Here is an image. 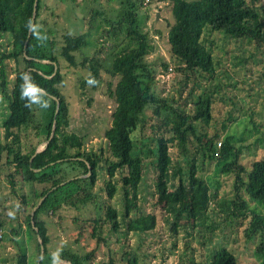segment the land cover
Returning <instances> with one entry per match:
<instances>
[{"label":"trees","instance_id":"trees-1","mask_svg":"<svg viewBox=\"0 0 264 264\" xmlns=\"http://www.w3.org/2000/svg\"><path fill=\"white\" fill-rule=\"evenodd\" d=\"M74 1L68 0L72 4ZM116 1L122 6L123 14L118 15L115 20L107 18L101 7L94 10L95 18L101 17L112 28L107 32L109 36L113 35L116 46H119L118 40L124 35V41L108 68L99 56L102 48L97 49L90 57L83 54L84 49L90 46L85 32L64 33L60 57L56 55L55 43L48 38L53 34L51 27H48V11L55 16L59 12L58 9L54 11L56 5L51 7L49 2L38 0L35 24L39 26V33L44 39H37L34 33L29 37L26 27L29 20L32 21L35 0H0V36L11 35L12 46L10 50L0 54V84L9 107V114L3 123L4 142L0 138V161L5 155V163L15 167V173L8 175L12 177L14 190L17 183L15 175L22 182L43 186L40 192L36 190V200L32 204L33 208L36 207L46 195L34 212V225L32 214L27 216L30 229L45 247L46 255L40 264L48 262L46 259L50 242L48 227L41 217L44 214L55 215L57 211L64 209L78 211L81 216L84 210L96 209L98 205L115 232L122 227L128 232H149L155 229L156 214L140 212L141 184L147 166L144 157L146 152L154 158L150 164L155 170V192L160 200L170 204L174 231H178L182 225L195 226L199 220H203L205 211L213 203L217 216L223 222L234 229L245 225L247 238L260 235L256 255L261 258L258 264H264V213L251 209L247 199L241 194L247 192L253 200L264 202V156L254 159L248 168L240 162L243 146L236 145L235 137L227 135L224 140H220L222 132L229 128L228 122L234 120L232 111L222 121L221 130L210 131L215 119L214 103L222 86L217 84L216 87H209L206 84L219 76V62L215 54L218 45L213 33L221 32L239 43H254L256 49L249 56V59H254L259 52L257 50L264 44V17L261 13V8L264 7L256 4L258 0H160L171 4L173 22L169 25L168 41L175 60L171 70L179 74L177 84L183 89L190 82L196 84L189 90L185 103H181L156 87L159 79L156 77L154 64L147 60L154 45L150 32L144 31L141 24V13H144L142 9L146 0ZM76 52L84 56L77 57ZM5 59L18 62L14 84L10 88L3 66ZM37 59L54 61L57 67L53 63ZM60 59L65 60L69 66L82 67L88 71L86 77L79 78L82 89L97 90L104 83L103 71L109 75L107 86L115 107L109 115L111 125L105 131V137L114 142L113 159L105 157L103 149L100 153L85 150V135L68 129L70 106L61 91L65 80ZM162 64L166 70L170 67L169 63ZM24 72L30 73L33 82L46 91L44 99L49 100L48 108L33 105L29 109L24 106L25 101L20 98L23 84L21 74ZM90 78L98 83L90 86L87 83ZM201 87L203 92L195 96L196 89ZM182 88H179L180 93ZM223 94L226 96L225 100L232 101L231 95ZM53 96L60 101L56 115L57 101ZM55 119L57 124L53 137L45 149L31 161L38 144L49 140ZM24 130L28 140L22 137ZM32 130L35 131L33 135ZM172 146L178 147L179 158L186 161L185 166L180 165L177 169L180 179L174 188L169 184V172L173 164ZM207 160H217L221 173L235 174L234 196L221 197L219 187L207 186L199 175L198 166L200 161L204 164ZM39 168L41 170L36 171ZM102 170H105L107 178L102 181L101 191L98 192L95 188L99 185ZM72 173H76L74 176H85L60 185L73 177L69 176ZM119 182L124 194L122 211L112 203L119 190ZM54 187L57 188L52 190ZM103 192L107 196L105 202L100 200ZM22 199L24 205L30 202L24 195ZM79 216L75 217V222H81L83 226L93 224L92 236H97L100 242L102 238L98 231L103 221L96 217L79 219ZM215 227L221 228V224L216 223ZM97 249L98 247L81 256L70 248H64L60 259H66L71 264H92ZM139 250L141 251L137 249L128 253L126 264H151L150 257L154 254L140 247ZM209 255L201 260L195 259L193 255L181 256L177 264H239L237 255L226 246L213 250ZM16 257L17 264H29L27 251L22 247L18 248ZM102 264L118 262L111 257L107 263Z\"/></svg>","mask_w":264,"mask_h":264},{"label":"rangeland","instance_id":"rangeland-1","mask_svg":"<svg viewBox=\"0 0 264 264\" xmlns=\"http://www.w3.org/2000/svg\"><path fill=\"white\" fill-rule=\"evenodd\" d=\"M45 1L49 2L51 7L56 5L54 11L57 9L59 11L55 16L50 15L51 11H48V27L53 30V34L48 38L55 43L56 55L60 57L59 52L64 42V33L85 32L88 34L90 46L84 49L83 54L90 57L97 49L102 48L99 56L103 59L105 66L110 68L114 54L124 41V35L118 40L119 46H116L113 35L109 36L107 32L108 29L112 28L101 17L95 18L94 10L101 7L107 18L115 20L118 15L123 14V8L118 1L75 0L73 4L69 3L68 0ZM256 4L264 7V0H258ZM170 10V3L160 0H146L142 9L144 13H141V24L144 31L150 32L154 45L152 52L147 56V60L154 64L156 77L159 79L157 89L163 94H169L177 101L185 103L189 90L196 84L190 82L189 86L183 89L177 84L179 74L177 75V72L171 70L175 65V60L172 57L171 46L168 41L169 25L173 22ZM261 13L264 17V8H261ZM157 14H159L158 18ZM206 29L205 31H207ZM213 37H215V42L218 45L215 54L219 62L217 65L219 76L211 82L206 83V80L203 82L209 87H216L217 84H220L222 90L219 91V96L218 94L216 96L218 99L213 107L215 119L211 123L210 131L221 130L222 121L228 116L229 111H232L234 120L228 122L229 128L222 132L220 140H224L227 135H233L236 145L243 146L240 162L249 168L254 159L264 156V44L257 50L259 52H256V60V57L249 59L250 53L256 49L254 43L248 44L247 41L239 43L221 32H214ZM10 42L11 35L0 36V54L2 51L11 49ZM84 55L80 56V52H76L77 57ZM247 58L249 60H246ZM65 62V60L60 59L65 80L61 86V91L70 106L68 129L85 135V150L100 153L103 149L105 157L113 159L114 142L105 137V131L111 125L109 115L115 107L107 86L109 75L103 71L104 83L97 90L82 89L79 78L86 77L89 74L88 71L82 67L69 66ZM163 62L169 63L168 70L164 68ZM17 65L18 62L14 59L4 60L3 66L6 69L8 88L14 84ZM1 80L0 70V83ZM179 88H182V93L179 92ZM202 92V87L197 88L195 96ZM223 92L231 95L232 101L225 100L226 96ZM0 97H3L0 100V138L4 142L3 123L9 114V107L8 99L2 91L1 84ZM34 132L32 130L31 134L33 135ZM22 137L24 140H28L25 130L22 132ZM45 146L46 141H42L38 144L37 149H43ZM171 154L173 164L169 172V184L171 188H174L180 179L177 169L180 165L185 166L186 161L182 157L179 158L177 146L171 147ZM144 157L147 166L141 184L140 212L156 214L157 225L155 229L149 232H128L125 227H122L121 230L115 232L110 223L106 221L104 212L99 210L98 205L96 209L84 210L81 216H79L78 211L64 209L57 211L55 215L44 214L41 217L46 222L50 237L47 264L53 263V254L58 250L61 253L64 248H70V250L83 256L98 247L92 264L107 263L111 257L118 264H126L128 253L137 249L141 251L139 247L154 254L150 257L151 264H177L181 256L193 255L197 260L205 259L209 254H212L213 250L221 246H226L233 251L237 255L239 264L259 263L261 258L256 255V248L261 240L260 235L247 238L244 231L245 225L234 229L228 223L223 222L217 216V209L213 203L205 211L203 220H199L195 226L185 227L182 225L178 231H174L170 204L164 202L163 199L160 200L155 192V170L150 164L154 158L147 152L144 153ZM5 160L6 156L4 155L0 161V264H17L16 253L19 247L27 251L29 264H38L41 239L30 229L27 216L34 211L35 207L33 208L32 204L36 200V190L40 192L43 186L22 182L20 177L15 175L14 178L17 183L14 190L11 183L12 177L8 175L15 173V167L8 166ZM198 166L199 175L203 177L208 187H219L221 197L235 195V174L221 173L217 160L212 162L207 160V163L204 164L200 161ZM75 174L72 173L69 176ZM106 178L105 170H102L99 185L95 188L96 191H101L100 185ZM118 187L119 190L112 203L119 211H122L124 194L120 182ZM241 194L247 199L251 209L258 213H264V202L253 200L247 192H241ZM23 195L30 201L27 205L22 203ZM106 197L104 192L100 194L102 202L106 201ZM203 208L201 207V209ZM9 212L14 213V215L10 216ZM76 216H79V219L96 217L102 220V225L98 231L102 240L98 242V237L92 236L93 224L87 223L83 226L81 222H75ZM216 223H220L221 228H216ZM65 264L71 263L68 261Z\"/></svg>","mask_w":264,"mask_h":264},{"label":"clouds","instance_id":"clouds-1","mask_svg":"<svg viewBox=\"0 0 264 264\" xmlns=\"http://www.w3.org/2000/svg\"><path fill=\"white\" fill-rule=\"evenodd\" d=\"M29 32L36 34L37 39H44L39 33V26L34 24L31 20H29L26 25ZM21 79L23 80V84L21 85V100L25 101V107L31 109L33 105H38L41 108H48L50 106L49 100H45L44 97L47 95L46 91L40 88L37 84H35L32 80L31 74L28 72H24L21 74ZM87 83L91 85H95L98 83L94 78L88 79ZM3 97H0L2 100ZM10 216H13L14 213L9 212ZM53 264H62L60 259V251L58 250L53 254Z\"/></svg>","mask_w":264,"mask_h":264},{"label":"water","instance_id":"water-1","mask_svg":"<svg viewBox=\"0 0 264 264\" xmlns=\"http://www.w3.org/2000/svg\"><path fill=\"white\" fill-rule=\"evenodd\" d=\"M37 4H38V0H35V2H34V10H33V17H32V22H33L34 24H35V18H36V15H37ZM158 17H159V14H157V18H158ZM30 35H31V32H29V37H30ZM27 44H28V40H27L26 43H25V48H26ZM25 55H26V53H25ZM27 57L30 58L29 56H27ZM37 60L42 61V62L53 63V64L55 65V68L57 67V63L54 62V61H51V60H40V59H37ZM50 77H51V76H50ZM53 98L57 101L56 113H55V115H56V114L58 113V111H59L60 101H59V99H58L57 97H55V96H53ZM56 124H57V121H56V119H55L54 122H53V127H52V133H51V136H50L49 140L46 141V144H47V143L51 140V138L53 137V135H54V133H55V130H56ZM44 149H45V147H44L43 149H37V150L35 151L34 155L31 157V161L33 160V158H34L38 153H40V152L43 151ZM40 170H41L40 168H39V169H36V171H40ZM83 176H85V175H77V176H73V177L67 179L66 181H63L62 183H60V185H64V184H66L67 182H69V181H71V180H74V179H77V178H80V177H83ZM55 188H57V187H54L52 190H54ZM45 197H46V195H45L44 197H42V198L39 200L37 206L34 208V211H33V213H32V223H33V225H34V222H33V221H34V220H33V219H34V212L39 208V206L41 205V203L43 202V200L45 199ZM40 242H41V246H40V248H41V252H40V261H39L38 264L41 263V260H42V259L44 258V256H45V247H44L42 241H40ZM61 262H62V264H65L66 262H68V260L61 258Z\"/></svg>","mask_w":264,"mask_h":264}]
</instances>
